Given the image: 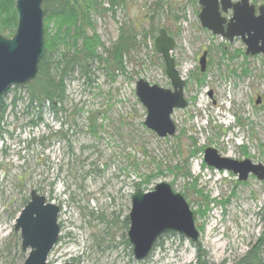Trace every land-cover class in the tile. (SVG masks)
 I'll return each instance as SVG.
<instances>
[{
    "label": "rangeland",
    "instance_id": "obj_1",
    "mask_svg": "<svg viewBox=\"0 0 264 264\" xmlns=\"http://www.w3.org/2000/svg\"><path fill=\"white\" fill-rule=\"evenodd\" d=\"M96 1L92 22L102 57L112 59L106 49L118 40L120 27L137 34L124 70L103 59L76 71L67 81L63 109L43 108L38 125L27 124L22 85L4 95L7 103L15 95L18 100L5 113L0 138V264L26 258L13 227L34 188L61 209L49 264H195V247L176 232L161 236L145 261L135 260L125 242L135 183L151 174L157 176L146 190L165 180L195 212L207 264H233L259 239L264 258V181L252 175L237 180L202 160L211 147L222 157L264 163V56L246 54L239 38L230 42L203 28L198 0ZM159 28L173 37L171 54L186 80L187 105L173 110L176 133L165 138L144 126L146 109L134 88L138 78L172 87L154 38L143 33L156 36ZM202 51L208 52L204 72Z\"/></svg>",
    "mask_w": 264,
    "mask_h": 264
},
{
    "label": "water",
    "instance_id": "obj_2",
    "mask_svg": "<svg viewBox=\"0 0 264 264\" xmlns=\"http://www.w3.org/2000/svg\"><path fill=\"white\" fill-rule=\"evenodd\" d=\"M47 0H15L16 30L11 37L0 33V97L12 86L26 85L38 73L44 49L43 2ZM200 25L213 34L230 42L239 38L245 44L246 54L264 55V5L255 7L250 0H198ZM229 14L227 17L226 14ZM154 49L161 54L165 75L172 88L150 84L143 78L135 82V95L146 109L144 126L160 138L176 133L171 113L175 108H185L183 96L185 79L179 74L171 54L174 39L164 28L158 29ZM207 52L203 51L198 63L200 70L206 67ZM208 95L212 97V92ZM260 102L257 96L255 103ZM202 160L214 170L231 171L237 180L246 181L252 175L264 181V163H254L250 158L235 160L222 157L218 151L205 147ZM128 213L127 238L133 258L145 259L154 251L155 243L165 233H178L191 242L199 240V230L194 225L196 214L184 196L175 191L165 180L156 182L151 190L136 188L131 194ZM59 205L48 201L37 189H31L28 201L14 220V230L20 233L23 252L27 251L23 264H49V252L58 243L60 225ZM64 264H74L69 261Z\"/></svg>",
    "mask_w": 264,
    "mask_h": 264
},
{
    "label": "trees",
    "instance_id": "obj_3",
    "mask_svg": "<svg viewBox=\"0 0 264 264\" xmlns=\"http://www.w3.org/2000/svg\"><path fill=\"white\" fill-rule=\"evenodd\" d=\"M111 5L119 4L122 0H108ZM254 2H256L254 0ZM15 0H0V33L12 36L15 32L17 18L14 7ZM44 11V49L40 58L37 75L28 84L20 86L27 93L26 114L29 115L27 124L38 125L42 120L41 111L47 108L54 113L63 109V101L67 97L66 84L76 71L86 72L94 60H106L114 70H124L125 55L135 48L137 34L128 33L125 27H120L119 38L111 49H106L108 58L102 57L98 51L103 46L99 36L95 32L92 22V12L96 11L99 3L96 0H47L43 2ZM89 31H91L89 33ZM158 31V29H157ZM155 38L152 30L145 31ZM225 54V52H223ZM205 71V70H204ZM203 71V72H204ZM204 76L205 74L202 73ZM18 86L14 87L17 89ZM18 100L15 95L10 102H6L5 96L0 97V138H3L5 129L2 124L9 106L13 110ZM37 110L36 118H32L31 112ZM165 138V137H164ZM155 174L147 175L141 181L135 183L136 188H144L154 178ZM24 203L27 198H24ZM204 204H201L203 206ZM198 211V210H197ZM126 225L128 218H125ZM262 239H259L250 250L233 264H264L261 254ZM129 245L128 239L125 241ZM159 240L155 243L157 246ZM196 249L195 264H207L206 252L199 242L194 244ZM130 247V245H129ZM131 249V247H130ZM132 252V251H131ZM21 254H23L21 249Z\"/></svg>",
    "mask_w": 264,
    "mask_h": 264
},
{
    "label": "flooded vegetation",
    "instance_id": "obj_4",
    "mask_svg": "<svg viewBox=\"0 0 264 264\" xmlns=\"http://www.w3.org/2000/svg\"><path fill=\"white\" fill-rule=\"evenodd\" d=\"M250 3H252L253 5H254V7H255V14H258L259 12H258V8H259V6L260 5H264V3H262V4H258V3H256V2H254V0H250ZM230 14V13H229ZM245 50V49H244ZM246 53V52H245ZM207 54H208V52H207ZM258 54H262V53H258ZM251 55V54H250ZM263 55V54H262ZM264 56V55H263ZM247 181V180H246ZM197 242H199V240L197 241ZM194 244H196V243H194Z\"/></svg>",
    "mask_w": 264,
    "mask_h": 264
}]
</instances>
